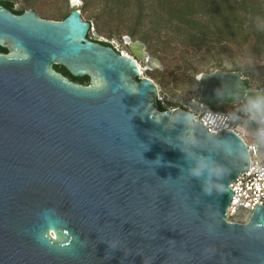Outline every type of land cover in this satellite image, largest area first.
Instances as JSON below:
<instances>
[{"label":"water","instance_id":"obj_1","mask_svg":"<svg viewBox=\"0 0 264 264\" xmlns=\"http://www.w3.org/2000/svg\"><path fill=\"white\" fill-rule=\"evenodd\" d=\"M80 3L61 20L0 3V264H264V204L228 216L244 138L162 110L138 63L160 58L129 35L132 56L90 39ZM196 77L204 107L264 94L240 70Z\"/></svg>","mask_w":264,"mask_h":264},{"label":"trees","instance_id":"obj_2","mask_svg":"<svg viewBox=\"0 0 264 264\" xmlns=\"http://www.w3.org/2000/svg\"><path fill=\"white\" fill-rule=\"evenodd\" d=\"M0 2L16 13H22L28 9L24 6L16 7L14 0H0ZM111 3L135 5L131 13V19H134L133 25L127 28V33L132 39L144 41L147 49L155 53L162 63L173 54H177L181 60L192 66L193 61L199 59L198 50L204 49L208 52L211 47L215 49L219 45V48L224 49L223 51H228L227 41L232 42L237 35L245 37L244 40L247 41L252 30L258 37H263L261 33L264 32V0L105 1L107 7ZM70 10L63 14L37 11L44 18L61 20ZM120 12L124 14L126 10L123 9ZM139 25L146 29H139ZM0 50L8 51L2 46ZM54 67L74 80L84 83L89 81L87 75L76 77L64 66L55 64ZM193 79L197 81L195 77ZM158 104L162 110L169 108V105L160 99Z\"/></svg>","mask_w":264,"mask_h":264},{"label":"rangeland","instance_id":"obj_3","mask_svg":"<svg viewBox=\"0 0 264 264\" xmlns=\"http://www.w3.org/2000/svg\"><path fill=\"white\" fill-rule=\"evenodd\" d=\"M14 1L16 7L20 8L24 6L46 11L49 14H63L71 9L70 0ZM105 1L81 0L79 9L81 10L82 17L89 20L93 26L91 36L103 37L108 41H114L120 50L131 54L128 45L124 42V36L129 35L127 28L133 25L132 20L134 19H131V13L134 11L135 5L125 6L111 3L107 7ZM123 9L126 10V13H119ZM138 27L139 29H146L142 25ZM249 34L250 37L247 41L244 40L245 37L243 38L239 35L232 42L227 41L228 51H223L224 49L219 48V45L215 49L211 47V50L208 52H205L204 49L198 50L199 59H195L192 66L181 60L177 54L170 56L161 68H149L146 66L144 59H139L138 62L143 66L141 75L151 77L158 84L161 100L163 103L169 105V108L185 102L192 96L199 95L200 84L196 76L201 72H210L215 69H236L250 77L252 87H262L264 86V32L261 33L263 34L262 38L258 37L253 30ZM147 50L151 55L156 56L151 50ZM217 61H219L218 64ZM235 103H220L212 106V108L233 110L235 109ZM250 124L252 127L256 126V123L252 120ZM248 140L251 141L252 137L248 136ZM231 220L242 222L244 215H236L231 217Z\"/></svg>","mask_w":264,"mask_h":264},{"label":"built area","instance_id":"obj_4","mask_svg":"<svg viewBox=\"0 0 264 264\" xmlns=\"http://www.w3.org/2000/svg\"><path fill=\"white\" fill-rule=\"evenodd\" d=\"M109 42L120 52L129 54L120 50L114 41ZM158 99L161 100L160 91ZM178 106L197 114L208 132L217 134L224 129H232L246 141L250 153L249 167L230 183L233 194L227 209L230 220L231 217L241 214L244 215L242 222L247 221L253 213L255 204H264V146L259 149L252 147L258 125L251 126V120L240 103H235L233 110H218L201 106L198 95H195L175 107ZM248 136L252 137L251 141L248 140Z\"/></svg>","mask_w":264,"mask_h":264},{"label":"clouds","instance_id":"obj_5","mask_svg":"<svg viewBox=\"0 0 264 264\" xmlns=\"http://www.w3.org/2000/svg\"><path fill=\"white\" fill-rule=\"evenodd\" d=\"M245 111L249 114L250 119L254 121L258 127L254 133V141L252 147L259 149L264 146V94H258L255 97H249L245 104ZM207 168V165L203 160L197 163V166L194 167L191 172L194 177H200L203 170ZM221 169H211L210 172L215 173L216 175L221 174ZM207 194H211V188L207 185L203 189Z\"/></svg>","mask_w":264,"mask_h":264},{"label":"flooded vegetation","instance_id":"obj_6","mask_svg":"<svg viewBox=\"0 0 264 264\" xmlns=\"http://www.w3.org/2000/svg\"><path fill=\"white\" fill-rule=\"evenodd\" d=\"M1 3V2H0ZM2 4V3H1ZM4 5V4H3ZM5 6V5H4ZM7 7V6H6ZM8 8V7H7ZM10 9V8H9ZM11 10V9H10ZM13 11V10H12ZM14 12V11H13ZM16 13V12H15ZM88 37L90 38V39H92V40H94V41H96V42H99V43H102V44H104V45H111V46H113L112 44H111V42H109L106 38H103V37H92L91 36V32L88 34ZM113 47H115V46H113ZM130 51V50H129ZM0 52H3V53H6V52H8V51H4V50H0ZM61 66H63V65H61ZM65 67V66H64ZM66 68V67H65ZM56 69V68H55ZM56 70H58V69H56ZM59 71V70H58ZM59 72H61V71H59ZM62 73V72H61ZM63 74V73H62ZM66 76V75H65ZM66 77H68L69 79H71V80H73V81H75V82H77V83H82V84H89L90 82V80L87 82V83H84V82H80V81H77V80H74L73 78H71V77H69V76H66Z\"/></svg>","mask_w":264,"mask_h":264},{"label":"bare ground","instance_id":"obj_7","mask_svg":"<svg viewBox=\"0 0 264 264\" xmlns=\"http://www.w3.org/2000/svg\"><path fill=\"white\" fill-rule=\"evenodd\" d=\"M139 63V62H138ZM140 67H141V70L143 71V66L139 63Z\"/></svg>","mask_w":264,"mask_h":264}]
</instances>
